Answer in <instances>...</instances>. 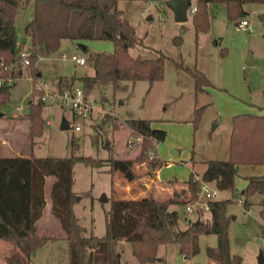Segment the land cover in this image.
Here are the masks:
<instances>
[{"label":"rangeland","instance_id":"rangeland-1","mask_svg":"<svg viewBox=\"0 0 264 264\" xmlns=\"http://www.w3.org/2000/svg\"><path fill=\"white\" fill-rule=\"evenodd\" d=\"M116 5L132 24L134 35L138 38V41L127 47L130 54L153 56L156 48H159L184 65L202 69L210 84L203 85L201 90H194L190 73L173 62L165 61L162 77L150 84L143 78L134 81L120 80L116 85L110 81L94 83L85 94L82 92L93 107L88 114L81 115L74 112L58 95L55 99H50L47 95L42 96L44 92L39 88V94L31 92L33 81H49L47 91L60 92L63 88L59 89L56 85L58 75L91 73L92 59L89 54L100 50L110 51L112 41L106 38H87L80 41L86 45V49H83L77 44L79 41L64 37L51 52L44 51L42 45H36L37 58L34 64L40 74L31 80L22 68V73L13 78L15 82L9 88L7 100L0 104L3 112L0 115V155L11 154L10 149H16L24 153L30 151L37 156L88 154L101 160L99 166L80 160L72 165L71 188L76 191L73 211L78 221L84 225V233L104 232V211L109 205L111 193L109 172L105 170L109 157H121L126 149L133 156L139 140L125 123L120 122L113 127L112 116L120 120L125 117H157L165 129L164 137L155 144L161 161H164L160 164L159 176L163 179L173 175L185 177L189 169L201 173L207 158H226L232 114L252 110L254 106L250 101L260 102L264 99V18L261 17V14L264 15V2L243 3L247 12L242 17L247 18L249 24L239 26L241 16L227 17L224 3L214 1L211 8H208L209 26L198 33L197 39H194L189 8L186 10V19L177 22L165 0H117ZM31 9L30 0L18 6L16 11V52L20 48L28 52L31 47L27 34L24 35L25 40L20 35L25 17L31 13ZM175 34H180L179 43L172 41ZM249 51L255 59L252 64L244 62ZM71 52L81 53L85 62L77 63L70 59ZM75 86L80 87L79 82L76 81L73 87ZM37 99L43 101L40 111L44 123L40 133L30 143L26 135V120L21 118V114L26 110L29 100ZM200 105V116L196 125H193V108ZM12 111L15 112L14 115L11 114ZM61 116L69 124H78L79 127H59ZM71 139L75 142V147L72 146ZM105 142H110V147L105 146ZM187 160L193 161L192 168L186 163ZM145 165L146 162L143 169L146 168ZM255 168H259V165L238 166L237 170L241 175H236L234 188L219 190L215 195L232 197L227 204V212L230 214L228 234L233 247L243 252H247V249L264 250V223L259 216V203L245 208L238 200L242 194L241 184L245 178L243 174L256 171ZM51 178L49 175L43 186L47 201ZM209 184L215 186L213 181H209ZM257 196L264 199V192ZM168 207L178 211L177 226L188 222L184 218L193 220L198 217L196 212H186L183 203H171ZM44 214L35 227L36 231L55 233L58 235L56 238H61L63 229L59 220L47 211ZM202 216H209V212L204 210ZM65 243L67 242L61 239L46 243L56 246L55 258L61 264H67ZM176 244H160L158 248L165 251V260L145 263H139L134 258L128 241H116L115 246L121 250V259L125 264H180L182 258L178 255ZM11 246L10 242L0 238V250L3 253ZM43 249L42 246L36 251L35 257L40 261L42 258L47 259L43 256Z\"/></svg>","mask_w":264,"mask_h":264},{"label":"trees","instance_id":"trees-1","mask_svg":"<svg viewBox=\"0 0 264 264\" xmlns=\"http://www.w3.org/2000/svg\"><path fill=\"white\" fill-rule=\"evenodd\" d=\"M28 1L0 0V104L7 100L9 88L15 82L13 78L22 73V68L31 80L38 76V68L34 64L37 58L36 45H42L44 51L51 52L64 37L77 41L106 38L112 41L113 47L110 51L100 50L89 54L92 59L91 73L58 75L56 85L59 89L72 88L76 81L84 94L97 82L110 81L116 85L120 80L143 78L150 84L162 77L165 61L173 62L189 72L193 77L194 90H201L203 85L210 84L202 69L184 65L159 48H156L153 56L130 54L127 47L138 41V38L134 35L132 24L117 7V0H31V15L23 25L31 47L27 53V62L22 63V57L15 51L17 32L14 16L18 6ZM210 1L223 2L226 15L230 18L244 16L247 12L243 7L245 2H264L194 0L190 12L194 33L208 28ZM179 40L180 34L173 35L174 43H179ZM83 49H86L85 44ZM31 92L39 94L40 90L31 87ZM42 104L41 99L29 100L26 110L21 114V118L26 120V135L30 143L40 133L44 123L40 111ZM201 108L202 105L193 108V125L198 121ZM150 120L148 117H125L121 120L116 116L111 117L113 127L123 122L134 136H139L130 160L144 161L152 168L161 162L155 151V143L164 137V129L152 126ZM71 144L75 147L72 139ZM104 145L110 147V142ZM78 160L98 166L102 163L88 154L37 156L29 151L26 154L0 155V238L12 245L2 254L5 264H26L33 249L58 237L55 233L37 232L35 229V220L45 204V175L52 176L48 190V209L62 226L61 236L67 242V264H84L87 255L92 261L96 253L101 257V264H125L115 246L119 238L130 242L131 253L139 263L154 261L157 245L166 242H176L178 251L189 256L198 251L197 238L202 232L217 234L216 245L207 246L206 253L217 259L218 264H242L241 254L231 251L229 245L230 214L227 212V204L232 197L208 198L209 216L206 217L202 216L204 210L196 204L193 212L198 213L199 222L194 224L189 219L183 228L177 226L176 208L168 206L198 199L202 180L213 181L220 190H232L238 163H264L263 112L239 111L232 114L227 157L205 159V167L199 175L189 170L184 185L174 188L169 194L141 197L110 194L109 205L104 211V232L101 234L84 233L85 227L78 221L72 208L75 200V192L71 188L72 165ZM112 160L113 157H109L110 166L105 168L110 173ZM245 178L246 183L239 199L244 207H249L255 202L254 196L264 192V172L248 174ZM174 179L169 178L167 181ZM259 203V216L264 223V199Z\"/></svg>","mask_w":264,"mask_h":264},{"label":"crops","instance_id":"crops-1","mask_svg":"<svg viewBox=\"0 0 264 264\" xmlns=\"http://www.w3.org/2000/svg\"><path fill=\"white\" fill-rule=\"evenodd\" d=\"M193 1L194 0H189L188 6H187V8H189V12L191 11ZM213 2L214 1L208 2V8L209 9L211 8V5ZM30 15H31V13L27 17H25L26 18L25 20H27L30 17ZM177 22H182V21H177ZM22 31L23 32L20 33L21 38L24 39L25 38L24 35L27 34V39L29 40V35L24 30V28H22ZM199 32L194 33V39H197ZM249 53H250L249 58H251L252 61H251V63H246L244 61L246 64H252L255 61L252 53L250 51H249ZM77 54H81V53H77ZM246 56L244 57V60H245ZM84 62H85V59H84ZM38 71L40 74L39 69H38ZM155 80H157V79H155ZM155 80H153V81H155ZM250 103L254 107L252 110H247V111L263 112L264 113V99L260 100V102L250 101ZM1 114H3L2 111H1ZM11 114L14 115L15 112L12 111ZM148 118H150V119L154 118V119L150 120V124L152 126L163 128L162 127L163 124L160 121H158L157 117H148ZM171 143H174V141H171ZM155 144H157V143H155ZM10 150L12 151V153H24V152L18 151L16 149H10ZM160 150H162V147L160 148ZM155 151H156L158 158H160L157 147L155 148ZM128 153H129L128 149L124 150V153L121 157H118V158L115 157L116 159L113 158V160L111 162V173L109 172V188L111 189L110 194H112L114 196H123V197H141V196H145V195H149V194L157 195V196H165V195L169 194L174 188H179V187L184 185L183 181L186 179L188 173L185 175V177H175L173 175L172 177H169V178H176V179H174L172 181H167V179H169V178L163 179L159 176L160 164H162L164 162L163 160L158 165H156L152 168L146 164L145 165L146 168L143 169L144 161H132V160H130L131 156ZM2 155H7V154H2ZM186 163L192 168V166H193L192 160H187ZM242 164L259 165V168H255L256 171H252V172H255V173H263L264 172V163H238L237 167L242 165ZM109 166L110 165L108 163L107 167H109ZM204 167H203V169H204ZM192 171L194 173H196L197 175L200 174L197 171H194V170H192ZM252 172L243 174V176L245 177L248 174H254ZM237 174L241 175V173H239L238 170H237ZM236 175L234 178V184H236ZM48 177H49V175L44 176V182H46ZM242 182L243 183L241 184V186H242L241 191L243 189V186L246 183V178L242 179ZM219 190L220 189H218V192H219ZM225 190L226 189H223L221 191H225ZM73 191L76 193L75 190H73ZM48 199H49V196H48ZM254 199H255L254 203H257V204L259 203L260 200H262L257 196V194L254 196ZM258 199H260V200H258ZM254 203H252V204H254ZM48 208H49V201H47L45 199L44 207L42 209L40 216L35 220V225H37V223L41 219V217H43V215H45L44 213L46 211L49 212ZM72 208H73V204H72ZM245 208H249V207H245ZM259 208H260V203L258 206V210H259ZM73 210H74V208H73ZM184 219H186V221H188V218H184ZM185 225L186 224L184 222L183 224H180L178 227L183 228ZM60 239L62 241H64V240L66 241V239H64L63 236L61 238H56V239L47 240V241L50 243H53L54 241H58ZM123 240H125V239L119 238L117 241H123ZM197 240H198L199 249L196 253H193L189 256H184L183 254H181L178 251V247L176 246L177 251H178V255H179V257L181 256V258H182V260L180 261V264H183L184 261H187L188 264H209V262H212L213 264H218L217 259L209 256L206 253V247L207 246H215L216 245L217 234L214 232H202V233H199ZM47 241L43 242L42 244H40L38 247H36L35 249H33L31 251V253L29 255V260L27 261L26 264H44L45 262H46V264H61L60 261L55 258L54 251H55L56 246H54V244H46ZM125 241H127V240H125ZM160 244H164V243H160ZM160 244H158L157 248H156V256L157 257L155 260H163L164 261L165 260V251L158 248ZM65 245H66V249H67V243H65ZM229 245H230L231 251L238 252L241 254L242 264H259L257 257L259 255L260 249H247L246 250L247 252H243V251H240V249H238L237 247H235V246L233 247L230 239H229ZM42 246L44 247L43 251L45 253L43 256L46 257L47 259L42 258V260L40 261L37 257H35V255L37 254L36 253L37 249L41 248ZM129 246H130V251H131L130 242H129ZM118 250L121 252L120 249H118ZM88 251H90V249H88ZM263 252H264V250H263ZM199 253H201L200 257L196 258ZM2 254H3V252L0 250V264H5V262L2 258ZM120 258H121V253H120ZM44 260H45V262H44ZM85 262H86V264H101V257L98 255V253H96L95 257L93 256L92 261H90L88 258V255H87ZM66 263H67V259H66Z\"/></svg>","mask_w":264,"mask_h":264},{"label":"built area","instance_id":"built-area-1","mask_svg":"<svg viewBox=\"0 0 264 264\" xmlns=\"http://www.w3.org/2000/svg\"><path fill=\"white\" fill-rule=\"evenodd\" d=\"M192 9L193 8H191V10ZM248 24H249L248 20L245 17L240 18L238 21L239 26H247ZM17 53L22 57V63H26L28 60V57H27L28 52L25 49L20 48L17 50ZM61 55H63L62 52H61ZM69 58L77 63H83L85 59L83 55L76 54L74 52L70 53ZM8 80H9V77H8ZM1 81H2V78L0 77V82ZM33 85L34 87L43 90L44 94L42 96L47 95V98H50V99H55L56 95L60 96L66 105H68L74 112L79 113L81 115L88 114L90 109L93 107V104L91 103V101L87 99V97H85L84 94L82 93L81 87H78V86H75L73 88L65 87L60 92L53 93L52 91H49V92L47 91V88H49L50 86L49 81H46L44 79H38V80L33 81ZM69 126L72 129H77L79 127L78 124H73V123H70ZM199 193H201V195L203 196H200L199 194L198 199L194 200L193 202H188L184 204V210L186 212H193L194 209H196L194 208L196 207V204H199L203 210H207L208 203L206 200L208 198L215 197L216 193H218V188H216L215 186L214 187L211 186L208 181L202 180L200 183ZM238 200L240 201L239 198ZM183 264H188V262L184 261Z\"/></svg>","mask_w":264,"mask_h":264},{"label":"water","instance_id":"water-1","mask_svg":"<svg viewBox=\"0 0 264 264\" xmlns=\"http://www.w3.org/2000/svg\"><path fill=\"white\" fill-rule=\"evenodd\" d=\"M166 5L172 10L173 13V18L176 21H183L186 19V9L189 3V0H165ZM261 17L263 18L264 15L261 14ZM77 44L83 48L84 43L82 42H77ZM250 53H247V56L245 58L246 63H251V58H249ZM37 74H39V71H37ZM1 114V111H0ZM69 126V123L67 122L66 118L64 116H61L59 120V127L61 128H66ZM199 222V218H194L193 223L197 224ZM258 263L259 264H264V252L263 250H259V255H258Z\"/></svg>","mask_w":264,"mask_h":264}]
</instances>
